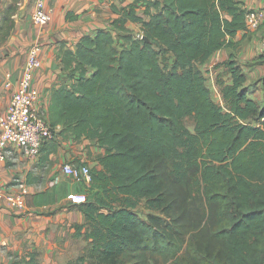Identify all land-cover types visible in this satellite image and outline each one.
Wrapping results in <instances>:
<instances>
[{"label": "trees", "instance_id": "1", "mask_svg": "<svg viewBox=\"0 0 264 264\" xmlns=\"http://www.w3.org/2000/svg\"><path fill=\"white\" fill-rule=\"evenodd\" d=\"M20 2L0 8V44ZM113 9L120 16L109 27L62 49L67 76L49 107L58 135L102 149L92 197L77 204L87 221L75 237L87 249L69 264H264V105L249 95L234 53L230 80L217 81L222 103L203 69L238 46L251 9L241 0H131ZM47 143V154L58 149L57 138ZM25 264H40L39 252Z\"/></svg>", "mask_w": 264, "mask_h": 264}, {"label": "crops", "instance_id": "2", "mask_svg": "<svg viewBox=\"0 0 264 264\" xmlns=\"http://www.w3.org/2000/svg\"><path fill=\"white\" fill-rule=\"evenodd\" d=\"M54 6L50 22L39 25L33 20L36 0H21L14 15L15 26L4 43L0 44V116L6 114L14 90L18 88L28 53L34 44H41L40 67L33 72V88L38 103L49 117L52 91L66 80L62 49H75L80 39L120 16L113 6L121 8L131 0H47ZM247 9L264 8V0H241ZM0 1V7L3 5ZM1 18V15H0ZM131 21L128 26L135 29ZM264 25L258 30H241L233 38L237 47L216 52L204 66L215 63L226 67L231 54L238 58H257L264 55L262 39ZM216 61V62H214ZM264 71V62L258 67ZM12 74L13 85L6 87V74ZM58 149L47 154L49 143L37 159L23 150H9L7 159H0V190L14 195L26 185L25 207L17 209L6 199H0V264H25L33 251L39 252L40 264H69L74 257L77 227L86 223V215L73 204V193L88 194L90 181H81L65 172L66 164L101 165L95 161L102 149L94 141L74 136H57ZM85 230V229H84Z\"/></svg>", "mask_w": 264, "mask_h": 264}, {"label": "built area", "instance_id": "3", "mask_svg": "<svg viewBox=\"0 0 264 264\" xmlns=\"http://www.w3.org/2000/svg\"><path fill=\"white\" fill-rule=\"evenodd\" d=\"M54 6L47 0H36L33 20L39 25L50 22L54 13ZM247 29L258 30L264 25V8L251 9L246 15ZM264 52V37L262 39ZM41 44L31 46L23 75L19 86L13 91L6 114L0 116V159L9 156V150L18 148L29 157H40L43 146L57 138L60 126H52L48 115L42 111L38 103V95L33 88V72L40 67L39 53ZM13 85L12 74H6V87ZM65 172L81 181H91V167L89 165L73 166L66 164ZM21 191L14 195H6L0 190V199L6 198L17 209L25 207L26 185L20 183ZM73 204H81L88 200L86 193H73L70 195Z\"/></svg>", "mask_w": 264, "mask_h": 264}, {"label": "rangeland", "instance_id": "4", "mask_svg": "<svg viewBox=\"0 0 264 264\" xmlns=\"http://www.w3.org/2000/svg\"><path fill=\"white\" fill-rule=\"evenodd\" d=\"M3 1V5H1L0 8L5 7L7 4L10 3L11 0H0ZM135 33L138 34L140 32V29L136 25L134 29ZM235 57L236 59L241 63L244 72L247 75V83H246V88L249 91V95L256 99L261 105H264V71H261L258 67L259 64L263 63L261 62V58H247L245 60H241L238 58V52L235 50ZM261 59V60H259ZM216 62V61H214ZM172 60L169 58L168 60L164 61V66L169 69L172 66ZM215 63H210L209 65L203 66V69L205 70V74L208 80V85L211 87L213 91V97L214 99L222 103V95L220 93V87L217 84V81L219 79L221 80H230V75L227 73V68L225 67H218L217 70H215ZM221 77V78H220ZM188 126L193 130L194 126L192 124V121L189 120L187 121ZM89 197V193L87 194ZM92 197V196H90ZM139 213L141 214L142 217H146V214L148 211L145 209L144 205H141L138 208ZM75 250H74V257L72 258L71 261H77L78 258L86 251L87 249V242L81 238L77 239L75 241Z\"/></svg>", "mask_w": 264, "mask_h": 264}, {"label": "water", "instance_id": "5", "mask_svg": "<svg viewBox=\"0 0 264 264\" xmlns=\"http://www.w3.org/2000/svg\"><path fill=\"white\" fill-rule=\"evenodd\" d=\"M146 40H148L147 38H145Z\"/></svg>", "mask_w": 264, "mask_h": 264}]
</instances>
